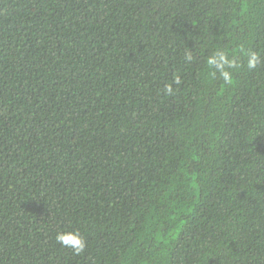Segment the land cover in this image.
Returning <instances> with one entry per match:
<instances>
[{"label": "trees", "instance_id": "trees-1", "mask_svg": "<svg viewBox=\"0 0 264 264\" xmlns=\"http://www.w3.org/2000/svg\"><path fill=\"white\" fill-rule=\"evenodd\" d=\"M0 264H264V0H0Z\"/></svg>", "mask_w": 264, "mask_h": 264}, {"label": "clouds", "instance_id": "clouds-1", "mask_svg": "<svg viewBox=\"0 0 264 264\" xmlns=\"http://www.w3.org/2000/svg\"><path fill=\"white\" fill-rule=\"evenodd\" d=\"M245 55L247 56V67L249 69H255L261 62L260 56L255 52L249 51L245 53ZM185 59L191 61L193 59L192 53L188 52ZM206 64L209 68L215 69L216 72H219L223 80L229 84L233 82L232 73L229 69H237L241 66L235 57L230 59L228 54L224 51H217L213 55L207 57ZM213 75H215V73H213ZM175 82L179 84L180 81L178 77ZM164 92L171 95L173 93L172 86L166 85ZM56 240L62 247L72 250L76 255L83 253L87 247V240L78 231L58 232L56 234Z\"/></svg>", "mask_w": 264, "mask_h": 264}]
</instances>
